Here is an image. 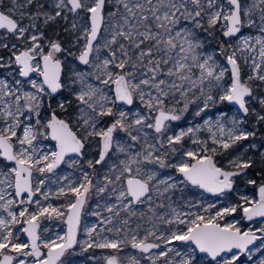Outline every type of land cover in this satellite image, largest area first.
Masks as SVG:
<instances>
[{
	"label": "snow or ice",
	"instance_id": "1",
	"mask_svg": "<svg viewBox=\"0 0 264 264\" xmlns=\"http://www.w3.org/2000/svg\"><path fill=\"white\" fill-rule=\"evenodd\" d=\"M69 14L71 29L65 31L76 36L67 47L59 39H47L36 23L41 18L44 25L58 18L67 21ZM0 30V48L9 53L0 56V69L7 70L0 78V264H65V254L80 243L81 213L93 189L114 199L104 202L111 215L100 223L111 225L117 218L116 233L137 216L140 206H147L152 221L156 209L166 207L163 200H169L170 213L156 219L170 226V232L157 236L153 224L141 238L137 224L128 240L84 241L88 248L120 251L130 243L147 254L160 248L149 242L155 237L165 245L180 241L188 248L183 253L162 249L155 258L148 256L150 264L161 259L163 264H196L200 254L210 258L209 264H238L241 254L252 259L249 246L257 240L264 245V227L242 231L240 220L226 218L238 212L241 220L264 218V180L247 179L254 195H241L238 202L219 208L209 203L204 214L192 211L202 205L191 201L188 211H179L169 194L193 187L227 197L255 161L237 155L224 168L215 157L255 138L257 130L241 127L244 120L226 119L223 112L215 120L178 131L171 129V122L180 121L192 104L201 116L210 106L227 103L244 117L255 114V123L264 124V111L251 108L256 100L264 110V96L256 95L252 84H264V0H0ZM216 33L223 38L217 39L225 63L215 52L204 51L206 36ZM9 36L20 43H12ZM244 66L249 69L246 77ZM63 91L74 103L63 99L53 108L52 99ZM201 132L207 133L206 139ZM186 139L196 147L186 149ZM44 141L54 142L53 148ZM93 150L96 157L87 160L93 172L115 159L103 183L93 184L83 171L75 186L70 181L58 189V197L72 194L73 202L43 205L40 196L49 198L41 191L45 174L54 173L66 157L72 166L77 162L73 154L83 159ZM260 163L264 165V152ZM161 169L177 175H164ZM92 214L101 216L99 211ZM146 215L139 213L140 219ZM53 216L65 218L66 232L42 236L49 229L41 227V218ZM85 231L91 237L97 226ZM255 251L264 255L260 246ZM226 253L231 257L225 259ZM106 259L107 264H119L116 256ZM129 264L141 262L133 256Z\"/></svg>",
	"mask_w": 264,
	"mask_h": 264
},
{
	"label": "rangeland",
	"instance_id": "2",
	"mask_svg": "<svg viewBox=\"0 0 264 264\" xmlns=\"http://www.w3.org/2000/svg\"><path fill=\"white\" fill-rule=\"evenodd\" d=\"M49 11L52 9L49 8ZM73 17L71 14H69V19L67 21L57 19L55 22H50L48 25L43 24V18L38 20L37 26L40 30H42L45 34V37L47 39H59L61 42L64 40L66 41L65 47L69 46V43L71 41L75 40V33H72L71 31H65V29H71V23H72ZM25 24L28 23L27 20L24 21ZM249 29H244V33L248 34ZM254 31V30H253ZM4 30H0V34H3ZM48 33V34H47ZM205 34H202V37H204ZM223 39L220 37L219 33H216L214 36H206L205 38V48L204 51L208 53L215 52L216 59L221 62L225 63L224 58L219 54V40L217 39ZM8 39L12 43H20L19 41H16L13 37L9 36ZM2 42V41H0ZM75 50V49H74ZM9 55L8 51L6 49L0 48V56H3L7 58ZM71 59V58H69ZM73 65L75 67L82 68L83 66L79 65L78 62L73 61ZM249 74V69L244 66L242 68V75L247 76ZM3 76H7V70L6 69H0V78ZM11 79V77H8ZM254 93L256 95L264 96V84H260L258 81L252 82ZM68 99L73 100V97L69 95L67 91H63L62 93H59L57 96H55L52 99V106L53 108H56L58 101ZM202 106V105H201ZM251 108L255 109L257 112H262L264 110L261 109V106L256 100L251 101ZM71 111V109H69ZM197 110V104H192L189 107V110L183 114V117L180 121H173L171 122V129L173 131H178L181 128H187L189 126H194L196 124H203L204 119L211 118L212 120H215L217 116L220 113H226V119L231 117H236L238 119L244 120V123L241 125V127L251 131V130H257L258 135L255 138H250L249 140L242 141L239 145L236 147L229 149L224 154H218L215 159L218 162V164L221 165V167L229 168L228 161L234 158L237 155H243L244 157H251L258 165H262L260 163V157L261 153L264 152V124H256V116L255 114L248 115L247 117H244L238 112L237 109L233 108L231 105H228L227 103L224 104H216L209 107L206 112L202 113L201 116H196L195 112ZM57 111H59L57 109ZM122 135V134H121ZM202 139L207 138L206 132H201L199 134ZM44 145L51 150L54 146V142L51 141H44ZM250 144H255L256 148L252 149L248 146ZM184 147L187 148H194L195 145L191 144L190 140H185ZM247 149V151H246ZM96 157L95 150L91 151L86 157L83 159L77 158V157H71V159L76 160L77 162L73 164L72 166L69 165L67 162L69 158H66V162L62 163L55 171L51 174H45V184L42 187V192H48L49 198L48 200H44L42 196H40L41 203L43 205L52 204L54 207H60L62 205H66L67 203L74 201V196L72 194H69L67 196H57L58 189L60 187H66L68 183L71 181L73 183V186H75L77 183H79L82 180V172L87 171L90 174V178L92 179L93 184L96 183H103V177L108 172V165L115 162V159L108 161V164L105 165H97L95 172H93V169H89L87 166V160L93 159ZM219 166V165H218ZM264 166V165H263ZM164 175L172 174L177 175L174 173L172 169H161L160 170ZM39 175V174H36ZM63 177H67V179H63ZM251 178L249 173H247V176H241L238 177L242 183L234 185V191L228 194L227 197L221 196L216 197L212 195L205 194L202 190L196 189L193 187H189L184 189L183 192L176 191L174 193H171L169 195L172 196L171 203L174 207H176L179 211L184 212L188 211V202L191 201L193 203H200L202 205L201 208H193L192 211H198L201 214L203 213V206H207L209 203H216L217 208L227 206L233 203H236L239 201V198L241 195H249L252 196L255 193V188L252 185H248L246 183L247 179ZM40 195L39 193L37 194ZM108 201L110 203H114L113 200H109L107 196H101L97 195L95 192V189H93L91 192L88 193L87 202L84 206V209L82 210V216H81V223H80V230L78 232L77 240L80 241L73 249H70L68 253L65 254V257H63L65 264H107L108 257L116 256L118 259L119 264H129V260L131 257H135L138 259L141 264H150V261L148 259V256H152L155 258L156 254L159 253L162 249L166 248H174L177 251L184 252L188 245L180 242V241H173L169 245H165L162 240H157L155 237H149V242L156 243L160 245V248L153 249L150 253H142L138 251L137 249H133L130 245V243H126L124 245H121V250L117 251L114 249L109 248H97L92 247L88 248L87 245L85 246L82 244V238L84 237V234H82V231L84 232L86 228H91L94 225L97 226V231L93 232L91 237L87 236L88 242L93 241H101L102 238H108V239H115L117 240V237L114 235H121L120 240H128L130 239V236L133 234L131 230L137 229V224L141 225V228L138 229L139 236L142 238L146 231L150 228H152L153 224L157 225L156 235L159 236L161 233H163L165 236L169 235L170 232V226L162 224L158 219H156V216H159L163 213H170V209L167 207L169 204V200L164 199L163 203L166 205L165 208L156 209V216L153 217L152 221H149L147 216L152 215V213L148 212V208L145 205H142L139 207L137 211V216L131 217L129 221V225L125 226L123 228V231L120 233H116L115 228L120 227L119 220L115 217H113V224L111 225H105L100 223V220L102 218H107L111 214L108 213L103 208V204L105 201ZM160 201L157 200L156 203H159ZM100 204L101 207L97 208V204ZM35 205L30 207V211L35 209ZM66 210V209H64ZM94 211H99L101 213V216H95L92 213ZM143 211L147 213V215L140 219L139 213ZM214 211V210H213ZM2 214V213H0ZM124 215L123 213L121 214ZM241 213L233 214V216H229L226 219L231 221L233 219L240 220V224L238 225L242 231H246L248 229H252L253 231H256L257 229L264 227V219L261 220H255L251 223H246L244 220H241ZM89 225V226H88ZM41 227L42 228H48L49 232L45 233L42 232V236H49V235H56L57 233L63 234L65 231V223H64V217L57 218L53 216L51 219L47 217L41 218ZM175 227V226H171ZM183 227V226H181ZM108 228H112V231H107ZM100 229H105L104 231H100ZM127 233V236L125 235ZM257 235H261L259 232H257ZM21 239H25V237L22 235ZM260 246L262 249H264V245L261 244V242L258 240L253 248V256L250 260L248 258L247 254H241L240 260L238 261V264H259V261L264 258V255H262L261 252H256L255 247ZM170 256H174V253H170ZM224 258H230L231 254H223ZM178 259V258H177ZM209 259L204 255H199L196 258V264H209ZM156 264H163V260H157ZM220 264H223V261L220 262Z\"/></svg>",
	"mask_w": 264,
	"mask_h": 264
},
{
	"label": "trees",
	"instance_id": "3",
	"mask_svg": "<svg viewBox=\"0 0 264 264\" xmlns=\"http://www.w3.org/2000/svg\"><path fill=\"white\" fill-rule=\"evenodd\" d=\"M221 166L220 164H218ZM264 168L263 165H258L255 162V165L253 168L247 170V173H249L250 177L252 179H256L257 182L259 183L261 180H264V174L261 173V169ZM242 182L239 179H236V184H241Z\"/></svg>",
	"mask_w": 264,
	"mask_h": 264
},
{
	"label": "water",
	"instance_id": "4",
	"mask_svg": "<svg viewBox=\"0 0 264 264\" xmlns=\"http://www.w3.org/2000/svg\"><path fill=\"white\" fill-rule=\"evenodd\" d=\"M58 95V94H57ZM56 95V96H57ZM232 106V105H231ZM233 108H235V109H237V107H235V106H232ZM242 116H243V114L242 113H240ZM72 157H75V155L73 154V156ZM67 158V157H66ZM203 191V190H202ZM205 194H207V195H212V194H210V193H205ZM213 196V195H212ZM82 214V213H81ZM242 214V213H241ZM65 219V218H64ZM261 219H264V218H259V217H257V218H254V220L253 221H255V220H261ZM246 223H251V222H253V221H247V220H244ZM80 223H81V220H80ZM67 230V228H66V224H65V231ZM77 237H78V234H77ZM258 241V240H257ZM257 241H255V243L257 242ZM184 243V242H183ZM255 243H254V245H255ZM254 245H250L249 247L251 248L252 246H254ZM75 247V246H74ZM73 247V248H74ZM139 251V250H138ZM234 252H236L237 250H233ZM226 254H231V253H226ZM200 255H203V254H200ZM209 260H210V258L209 257H207Z\"/></svg>",
	"mask_w": 264,
	"mask_h": 264
},
{
	"label": "bare ground",
	"instance_id": "5",
	"mask_svg": "<svg viewBox=\"0 0 264 264\" xmlns=\"http://www.w3.org/2000/svg\"><path fill=\"white\" fill-rule=\"evenodd\" d=\"M89 226V225H88ZM82 234H84V237L82 238V244L85 246V243H84V241H88V238H87V233H86V231H82ZM115 237H117V240H120L121 238V235L119 234V235H114Z\"/></svg>",
	"mask_w": 264,
	"mask_h": 264
},
{
	"label": "flooded vegetation",
	"instance_id": "6",
	"mask_svg": "<svg viewBox=\"0 0 264 264\" xmlns=\"http://www.w3.org/2000/svg\"><path fill=\"white\" fill-rule=\"evenodd\" d=\"M47 34H48V33H47ZM62 44H64V45H65V44H66V41H64V40H63V41H62ZM81 216H82V215H81Z\"/></svg>",
	"mask_w": 264,
	"mask_h": 264
}]
</instances>
